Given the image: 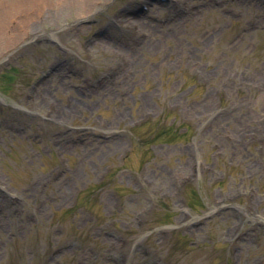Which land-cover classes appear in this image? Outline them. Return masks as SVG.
<instances>
[{"label":"rangeland","instance_id":"1","mask_svg":"<svg viewBox=\"0 0 264 264\" xmlns=\"http://www.w3.org/2000/svg\"><path fill=\"white\" fill-rule=\"evenodd\" d=\"M0 7V264H264L260 0Z\"/></svg>","mask_w":264,"mask_h":264},{"label":"bare ground","instance_id":"2","mask_svg":"<svg viewBox=\"0 0 264 264\" xmlns=\"http://www.w3.org/2000/svg\"><path fill=\"white\" fill-rule=\"evenodd\" d=\"M65 2H68V0H64ZM78 1H80V2H82V3H86V1L87 0H78ZM1 8V7H0Z\"/></svg>","mask_w":264,"mask_h":264}]
</instances>
